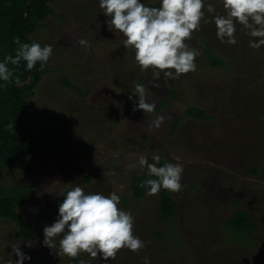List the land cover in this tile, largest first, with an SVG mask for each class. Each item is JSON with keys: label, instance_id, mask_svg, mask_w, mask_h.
Instances as JSON below:
<instances>
[{"label": "rangeland", "instance_id": "1", "mask_svg": "<svg viewBox=\"0 0 264 264\" xmlns=\"http://www.w3.org/2000/svg\"><path fill=\"white\" fill-rule=\"evenodd\" d=\"M207 4L224 14L222 0ZM49 5L52 13L24 35L53 46L23 115L30 132L46 144L28 157L31 171L7 169L3 181L5 188L34 184L29 203L16 211L33 223L36 234L26 238L18 221L0 216V264H14L18 257L11 246L20 244L32 257L25 264H74V258L43 244V230L58 218L60 192L77 185L106 196L116 192L118 208L132 213L134 235L146 243L138 252L123 248L107 262L81 253L84 264H143L145 256L151 264H264V46L249 47L250 37L239 24L238 43L221 42L214 22H205L213 16L205 8L200 27L186 40L200 52L196 70L179 78L161 72L155 79L157 70H141L135 50L123 45L124 35L109 31L99 0ZM80 39L87 40L86 47ZM212 52L223 59L220 67L212 65ZM62 76L72 86L62 83ZM137 83L145 86L153 111L129 99L138 103L132 91ZM191 108L204 109L208 117H192ZM108 114L118 120L108 123ZM159 116L165 117L161 127H150ZM154 153L183 164V187L169 191L177 217L161 218V190L133 194L131 175L147 172L139 156L151 162ZM238 210L252 216H238Z\"/></svg>", "mask_w": 264, "mask_h": 264}, {"label": "clouds", "instance_id": "2", "mask_svg": "<svg viewBox=\"0 0 264 264\" xmlns=\"http://www.w3.org/2000/svg\"><path fill=\"white\" fill-rule=\"evenodd\" d=\"M222 6L224 14H215L216 9L212 4L206 5V0H159L158 7L147 6L143 0H99L109 31L124 35L123 45L126 49L135 50V60L141 70H157L155 79L161 72L179 78L196 70L195 60L200 52L190 47L186 40L200 27L205 18V8L213 14L211 21L205 22H214L216 36L221 42L237 44L235 34L239 24L250 37L249 47L259 49L264 46V0H222ZM16 43L20 47L15 57L5 56L0 60V82H11L13 72L9 63L18 65L24 61L26 70L31 71L37 63L43 67L53 54L51 44L21 43L19 38ZM79 44L86 47L88 42L80 39ZM132 91L139 97L138 103L134 96H129V99L137 108L145 112L154 110V105L147 101L144 85L137 83ZM164 119L159 116L150 127H161ZM161 160L162 157L155 153L151 162L147 155L138 158V164L147 169V177H150L141 183L148 195L157 194L161 189L178 192L183 187L184 167L179 158L176 163L168 162L162 166ZM59 196L64 199L59 204L58 218L44 227L43 244L56 250L60 256L75 259L81 253H88L92 258L99 257L107 262L109 258L115 259L123 248L138 252L146 247V243L134 235L132 213L118 208L120 196L116 192L106 196L85 192L77 185L61 191ZM57 237H60L58 246L55 242ZM20 245L11 246L18 257L14 264H25L32 259ZM79 264H84V261L80 260ZM143 264H151L150 258L145 256Z\"/></svg>", "mask_w": 264, "mask_h": 264}, {"label": "trees", "instance_id": "3", "mask_svg": "<svg viewBox=\"0 0 264 264\" xmlns=\"http://www.w3.org/2000/svg\"><path fill=\"white\" fill-rule=\"evenodd\" d=\"M53 1L56 0H0V60H3L5 56L15 57L20 47L16 43L17 38L21 43H31L24 35L30 31H35L37 22L44 19L46 14L52 13L49 4ZM147 6L158 7L159 0L155 4ZM210 54L214 55L213 52ZM214 56L212 57L215 64L212 65L220 67L217 64L222 65L223 59L216 57V54ZM8 66L13 72L11 82H0V216L18 221L21 234L29 238L36 234V229L32 222L16 211V208L29 203L30 188L34 187V184L5 188L3 181L6 178L7 169L31 171L34 168V163L28 157L37 154L39 147L46 144L42 138L30 132L23 119L26 112V98L34 93L35 86L40 81L45 67H41L40 63H37L33 70L28 71L24 61L18 65L9 63ZM61 80L65 85L72 86L67 76H62ZM162 103L157 106L166 107L167 104ZM188 113L199 119L208 117L204 109L191 108ZM107 117L108 123L118 120L117 116L110 117V114ZM167 160L168 158L162 157L161 166L167 163ZM254 171L257 172V168ZM147 178H150L147 177V172L142 175L137 173L131 175V187L134 196L141 197L147 192L141 186L142 181ZM88 179L85 176V180ZM196 187L199 186L193 184L191 189ZM175 203L177 202L173 200L169 191L161 189L159 211L162 219H166L169 214L177 217L174 214L178 212L175 209ZM240 212L248 213L249 216L243 215L248 218L252 216L249 212L242 210H238L235 214L240 216L242 215ZM247 228L249 229V227ZM80 260L84 259L79 255L74 259V264H79Z\"/></svg>", "mask_w": 264, "mask_h": 264}, {"label": "crops", "instance_id": "4", "mask_svg": "<svg viewBox=\"0 0 264 264\" xmlns=\"http://www.w3.org/2000/svg\"><path fill=\"white\" fill-rule=\"evenodd\" d=\"M206 161H208V160H206ZM206 161H204V162L206 163Z\"/></svg>", "mask_w": 264, "mask_h": 264}]
</instances>
